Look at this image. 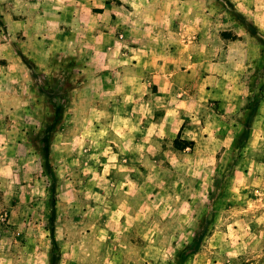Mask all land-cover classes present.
<instances>
[{
  "label": "rangeland",
  "instance_id": "374dc122",
  "mask_svg": "<svg viewBox=\"0 0 264 264\" xmlns=\"http://www.w3.org/2000/svg\"><path fill=\"white\" fill-rule=\"evenodd\" d=\"M224 8L231 12L229 3ZM97 13L100 8L71 0H0V64L19 65L12 74L18 82L0 85V264H50L54 253L55 264H178L179 250L202 222V245L184 264H231L232 208L248 205L263 214L255 230H240L238 236L254 244L236 251L237 264L264 258V204L252 206L249 192L221 191L235 157L255 151L241 146L224 161L220 152L208 153L214 135L201 133L192 99L198 87L180 80L158 91L146 64L132 68L125 48L112 49L116 38L104 36ZM127 40L125 47L134 45ZM54 79L71 88L49 137L48 173L37 135L51 114L44 89ZM10 94L21 98L17 113L11 111L16 102H3ZM166 95L185 102L192 118L177 134L193 141L184 150L173 147V132L161 139L150 129ZM209 104L201 114L216 112ZM251 111L226 119L237 146L248 139Z\"/></svg>",
  "mask_w": 264,
  "mask_h": 264
},
{
  "label": "crops",
  "instance_id": "0c3cea01",
  "mask_svg": "<svg viewBox=\"0 0 264 264\" xmlns=\"http://www.w3.org/2000/svg\"><path fill=\"white\" fill-rule=\"evenodd\" d=\"M71 1L75 5L82 3L100 8L97 15L103 20L104 36L116 38V47L112 49L118 53L127 50L132 68L140 69L141 64H146L150 82L158 91H168L180 80L185 85L198 87V95L192 99L202 119L201 133L214 135L206 145L208 153L220 152L223 161L233 150L238 153L233 141L234 127L225 125L226 119L245 117L248 109H254L243 147L255 152H250L248 158H244L242 152L235 157L234 172L225 179L221 191L231 188L230 194L235 196L240 193L246 196L249 192L252 206L264 204V0H227L231 7L229 13L224 8L226 3L218 0ZM120 36L123 39H119ZM142 38L154 41L142 45ZM127 39H132L134 45L125 47L124 44H129ZM17 66L13 61L0 64V85H7L11 80L12 87L18 82L16 76L12 77ZM172 70L180 72L171 73ZM139 78L140 74L134 80ZM169 98L166 95L160 102L163 113L150 129L161 139L173 132L170 137L173 140L183 122L192 118L185 102L178 105L174 96ZM4 101L16 102L12 113L22 109L17 94L6 95ZM207 103L216 107V112L208 109L201 114ZM214 120L217 125L210 123ZM232 211L236 216L230 222L235 241L228 243L235 245V252L229 253V260L237 264L242 256L236 251L252 242L248 243V238L244 240L238 234L242 227L255 230L260 220L257 215L263 212L249 205L232 208ZM258 256L245 262L264 264L263 256Z\"/></svg>",
  "mask_w": 264,
  "mask_h": 264
},
{
  "label": "trees",
  "instance_id": "16d2710c",
  "mask_svg": "<svg viewBox=\"0 0 264 264\" xmlns=\"http://www.w3.org/2000/svg\"><path fill=\"white\" fill-rule=\"evenodd\" d=\"M225 3H228L227 0H218ZM251 28V27H249ZM24 60V59H23ZM27 64V61H24ZM31 75L34 79V82H36V86H39L37 83V74L34 72H31ZM70 84L67 82H63L60 79H54L52 82V85L46 89H44V94L46 95L48 106L50 107V117L48 121L43 125L42 130L37 135L38 138L44 143L42 146V161L44 165V169L46 172L49 171V143H50V135L54 132L56 126L60 123V120L62 118L63 113L65 112L66 108L69 104V95L68 90L70 89ZM254 109L252 108V111L248 117H246L247 120L251 119V115L253 113ZM246 134L248 137V128L246 130ZM173 147L177 150H184L187 147H191L193 145V141H186L184 139H181L179 135H177L173 141H172ZM241 146H244V143H240L239 146L236 145V147L239 149ZM51 176V175H50ZM51 200L50 204L51 207L54 208V188L51 189ZM50 233H52V229L50 230ZM207 233V226L204 225L202 222L198 228L195 230L192 239L189 243L184 245L178 252V264H184L192 255L196 254L201 245L203 238L205 237ZM54 245V251L57 249L55 243ZM56 252V251H55ZM56 262V255L55 253L52 254V257L50 259V264H55Z\"/></svg>",
  "mask_w": 264,
  "mask_h": 264
}]
</instances>
